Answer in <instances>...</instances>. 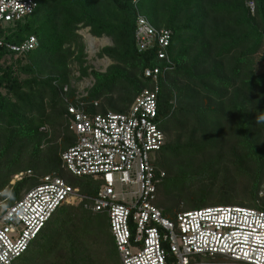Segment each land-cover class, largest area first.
<instances>
[{
  "label": "trees",
  "instance_id": "obj_1",
  "mask_svg": "<svg viewBox=\"0 0 264 264\" xmlns=\"http://www.w3.org/2000/svg\"><path fill=\"white\" fill-rule=\"evenodd\" d=\"M37 1L32 15L0 32L5 42L13 44L31 36L38 39L35 49L20 55L0 46V196L11 191L7 206L21 198L23 189L40 182L35 177L13 182L17 173L31 170L40 178L65 177L61 154L75 143L76 135L68 127L61 91L72 81V57L76 52L77 58L83 55L79 24L90 26L94 36H111L115 43L100 52L115 63L105 72L90 71L95 83L83 97L89 112L127 111L145 88L154 86L144 70L166 66L151 51L136 47L133 0ZM159 2L164 3L162 9ZM249 2L255 3L254 12ZM105 3L114 15L100 14ZM139 5L156 27L173 31L174 67L161 78L159 95L160 124L167 142L157 164L166 171L161 184L167 185V203L157 205L173 220L182 211L213 205L259 207L264 203L258 197L264 179V120L260 119L264 73L257 72L255 62L264 50V0H140ZM14 56L27 58L23 71L31 78L20 80L15 63L4 64ZM81 72L89 74L88 69ZM69 98L74 101V88ZM47 125L63 129L59 143L42 130ZM169 133L178 137L168 140ZM231 162L237 168L233 175L225 168ZM241 175L249 183L242 191L244 200L235 203L233 196L241 193L234 184ZM69 182L83 195H95L99 189L97 184L84 191L77 182ZM87 202L75 197L60 205L16 264H112L117 247L108 216L86 208ZM182 202L186 206L181 209Z\"/></svg>",
  "mask_w": 264,
  "mask_h": 264
},
{
  "label": "built area",
  "instance_id": "obj_2",
  "mask_svg": "<svg viewBox=\"0 0 264 264\" xmlns=\"http://www.w3.org/2000/svg\"><path fill=\"white\" fill-rule=\"evenodd\" d=\"M139 1L133 0L136 47L151 51L166 66L144 70L154 86L145 88L125 112H89L82 88L76 90L74 101L69 98L75 81L62 87L68 127L76 135L75 143L61 154L62 168L75 176H90L99 189L95 195H83L66 178L47 174L14 204L0 208V264H16L59 206L75 197L88 200L86 208L107 214L122 264H264V203L207 206L182 211L174 220L157 205L158 187L166 176L157 161L167 142L159 95L161 78L174 67L173 31L156 27ZM248 5L254 12L255 3ZM37 7V0H0V32ZM0 46L20 55L35 49L38 39L31 36L13 44L0 37ZM31 176V170L21 171L13 182ZM198 255L210 259L194 260Z\"/></svg>",
  "mask_w": 264,
  "mask_h": 264
},
{
  "label": "rangeland",
  "instance_id": "obj_3",
  "mask_svg": "<svg viewBox=\"0 0 264 264\" xmlns=\"http://www.w3.org/2000/svg\"><path fill=\"white\" fill-rule=\"evenodd\" d=\"M164 1V0H161ZM158 7H160L161 9L164 7V3L159 2V4L157 5ZM99 11L101 12V15H104L105 17L108 16H112L114 15L116 12H114V9L112 8V6L109 3H105L103 5H101V7L99 8ZM161 14L163 15V11H161ZM121 17H123V15H121ZM149 19V18H148ZM78 33L81 35L80 36V42L84 44V51H83V55L80 56L79 58H77V55L79 54V52H76V54L74 55V57H72L71 62H70V66H71V70H72V81L74 82V91L76 93V90L80 91V89L82 88V92L83 93H88V90H90L92 88V86L95 83V79L92 76V74H90L91 70H96V71H101V72H105L106 69L108 68V66H110L111 64L115 63V61L111 58H109L108 56H102L100 54V52L102 51V49L104 47H110V46H114V39L111 36L108 35H103L101 37H97L92 35L91 33V29L90 26H86L84 24H79V28H78ZM94 38L95 39V45L90 44V39ZM73 50H77V47L73 46L72 47ZM19 60V62H18ZM3 62V61H2ZM11 62H14L15 67V73L16 76L20 79V80H24V79H28L31 78V74H27L23 71V66H26L28 63V60L26 57L23 56H14V60L11 61V59L8 57L7 59L4 60V64H10ZM255 68L257 70L258 73H264V50L260 53H258L256 55V62H255ZM81 69L83 71V69H88V73L85 76H82V72ZM90 87L89 89H83L88 87ZM3 93L5 95L8 94V91L6 89L3 90ZM109 97H106L102 100H100V106L101 104H103V101L107 100ZM99 102V101H98ZM120 107L122 108L123 105H120ZM98 107L96 110L99 111ZM43 131H49L50 136L53 137V141L55 142L57 141L58 143L60 142L61 137L63 136V129L59 128L58 126L56 128H51L50 126H46L42 128ZM70 131V130H69ZM59 137V138H58ZM178 137L177 133H169L168 134V140H175ZM58 139V140H57ZM228 145V144H227ZM226 150H228V147H226ZM225 168L229 170V175H233L236 174V165L233 164V162L226 164ZM62 175H64V178H68L69 180L77 182L79 184V186L84 190L87 191L90 188H92L94 185H97L98 182L94 181L90 176H82V177H76V176H72L71 174L68 173V171H64L61 170ZM33 176H31V178L35 177L36 179H40V175H38L37 173H35L34 171H32ZM245 175H241V177L235 182V186L237 189H239V193H241V196H233L232 200L235 203H239L240 201L244 200L243 195L246 194L245 192H242L245 188L248 187V183L249 180L248 178H244ZM30 178V177H28ZM15 179V176H14ZM67 179V180H68ZM68 180V181H69ZM169 184V183H168ZM166 186L165 184H160L159 185V189H158V199H157V204L160 203H167V200L165 199V191H166ZM27 189H23L21 191V196L24 194V192ZM213 198H217L218 194H213L212 195ZM2 197H4L2 199ZM259 200L264 199V179L261 182L260 185V190H259ZM11 198V191L10 190H5L3 191V193L0 196V208H4L8 205V201ZM260 200V201H261ZM217 203H224V202H217ZM186 206V202L185 203H180V208H185ZM202 206V205H199ZM193 207H198V206H192ZM104 215V214H103ZM106 216V215H104ZM107 217V216H106ZM105 223L108 224V221L105 220ZM113 254L115 256L113 263L112 264H122L118 251L117 249L113 248ZM194 260H198V261H209V257H203L202 255H198L194 257ZM216 260H222L221 257H216Z\"/></svg>",
  "mask_w": 264,
  "mask_h": 264
},
{
  "label": "bare ground",
  "instance_id": "obj_4",
  "mask_svg": "<svg viewBox=\"0 0 264 264\" xmlns=\"http://www.w3.org/2000/svg\"><path fill=\"white\" fill-rule=\"evenodd\" d=\"M93 43H94V44H93ZM90 44L95 45V39H94V38H91V39H90Z\"/></svg>",
  "mask_w": 264,
  "mask_h": 264
},
{
  "label": "clouds",
  "instance_id": "obj_5",
  "mask_svg": "<svg viewBox=\"0 0 264 264\" xmlns=\"http://www.w3.org/2000/svg\"><path fill=\"white\" fill-rule=\"evenodd\" d=\"M260 119H261V120H264V117H261Z\"/></svg>",
  "mask_w": 264,
  "mask_h": 264
}]
</instances>
